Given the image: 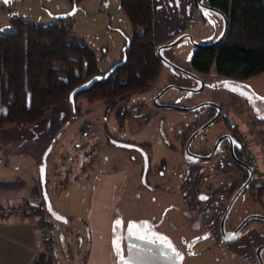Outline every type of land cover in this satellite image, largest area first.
<instances>
[{
  "label": "rangeland",
  "instance_id": "374dc122",
  "mask_svg": "<svg viewBox=\"0 0 264 264\" xmlns=\"http://www.w3.org/2000/svg\"><path fill=\"white\" fill-rule=\"evenodd\" d=\"M193 5V0H153L156 48L168 45L172 34L177 35L181 31L189 34L191 39L184 38L173 46L165 47L162 54L189 71L190 75L163 64L161 74L151 88L131 95L121 102V106L148 102L156 90L166 87L169 88L161 101L188 108L210 100L228 99L227 92L219 89L227 78L217 76L214 66L208 75L197 71L190 57L195 44H212L220 37L224 28L223 18L212 10L200 12L197 8L202 19L198 24V20L194 22L192 18ZM69 13L71 5L68 0H0V31L8 26L13 16L48 24ZM71 21L76 39L94 49L101 69L122 60L124 33L130 36L131 26L120 0H84L73 11ZM199 79L205 82L200 91ZM239 84L249 96L237 98L236 106L232 103L231 106H222L223 114L229 124L238 125L237 132L246 140L247 158H252L259 173L264 175V121L257 122L264 120V73ZM207 112L206 107L198 112H167L164 118H152L145 125L146 116L136 123H131L132 119L128 118L121 120L114 109L109 111L102 102L89 104L83 98L66 101L51 107L46 116L35 124L10 125L0 129V166L13 161L17 166L22 164L15 174L22 177L35 174L37 186L41 188L40 167L45 165L44 188L54 212L65 219L61 221L47 211L43 213L46 228L53 237L57 264H85L90 249V196L98 183L104 184L100 181L104 175H116L115 190L120 187V191L116 190V197L112 196L110 212L102 217V224L108 218L104 228L111 233L107 239L110 240L111 264H253L238 256L233 244L217 240L213 229L203 227L198 210L187 209L182 200L179 175L184 163L191 162L183 159L179 151L175 156L180 159V165L172 157L174 153L168 149L171 148L170 143L176 141L172 132L181 135ZM226 125L224 117L211 124L198 136L195 147L198 144L210 146L227 128ZM129 139L140 142L147 155L146 182L141 157L114 144V141ZM35 150L37 156L34 155ZM165 160L168 162L164 163ZM215 162L216 159L202 160L194 164L204 169ZM213 178L218 181V178ZM119 180L121 183L118 185ZM230 182L233 181L228 179L224 185ZM145 184L153 186L154 192L149 193ZM202 189L206 190L200 185L199 191ZM125 190L133 195L128 205L125 204ZM140 190H143V196L136 200V191ZM170 194L174 205L167 198ZM255 195L251 188L236 199L227 216V227L263 210ZM156 197L158 199L154 201ZM108 201L107 198L101 206L108 208ZM167 207L177 213L178 219L168 222L176 223L174 231L157 227L159 221L168 220L165 212L160 213ZM180 218L185 220L187 227H184L186 224H178ZM117 221H120L119 227L116 226ZM129 225L133 227L129 228ZM188 227L197 229L198 233ZM250 228L262 231L264 222L253 220L245 230Z\"/></svg>",
  "mask_w": 264,
  "mask_h": 264
},
{
  "label": "trees",
  "instance_id": "16d2710c",
  "mask_svg": "<svg viewBox=\"0 0 264 264\" xmlns=\"http://www.w3.org/2000/svg\"><path fill=\"white\" fill-rule=\"evenodd\" d=\"M68 1L71 13L53 23L13 16L0 31V129L35 124L51 107L79 98L89 104L105 103L110 109L149 90L159 78L164 63L154 43L153 0H120L131 35L124 33L122 60L107 69H101L94 49L76 39L71 18L84 0ZM193 1L197 6L198 0ZM203 4L223 13L228 29L219 45L193 52V67L208 72L214 66L219 76L236 80L264 73V0H204ZM93 78L97 79L84 86ZM29 192L42 196V186ZM30 201L21 204L24 214L41 217L47 211L46 205L41 211ZM56 262L53 252L42 251L33 264Z\"/></svg>",
  "mask_w": 264,
  "mask_h": 264
},
{
  "label": "flooded vegetation",
  "instance_id": "af4514ba",
  "mask_svg": "<svg viewBox=\"0 0 264 264\" xmlns=\"http://www.w3.org/2000/svg\"><path fill=\"white\" fill-rule=\"evenodd\" d=\"M206 5V4H205ZM204 9V8H203ZM218 14V13H217ZM220 15V14H219ZM223 18V17H222ZM224 21V20H223ZM186 34L183 31L179 32V34H172L170 36V41H174L178 36ZM170 42V43H171ZM195 46V45H194ZM198 49L197 46H195L194 51ZM158 54V53H157ZM193 54V53H192ZM192 54L190 57L192 58ZM159 56V55H158ZM167 58V57H165ZM168 59V58H167ZM171 63L174 64V62L170 59H168ZM192 63V61H191ZM175 65V64H174ZM177 66V65H176ZM193 66V65H192ZM179 67V66H177ZM181 68V67H179ZM194 68V67H193ZM184 70L183 68H181ZM195 69V68H194ZM177 70V69H176ZM211 70V69H210ZM203 72L208 75L210 72ZM181 73H184L186 75H190L189 71L184 70L180 71L177 70ZM198 71V70H197ZM201 72V71H200ZM214 72L215 68H214ZM217 74V73H216ZM213 76V74L211 75ZM217 76H219L217 74ZM221 77V76H220ZM244 81V80H236V79H228L222 84V87L219 88L221 89L220 92L223 90L226 91L228 95V99H221L219 101H208L204 103L203 105H196L194 107H185L183 105H174L172 103H167L161 101V98L167 91L169 87H166L164 89H158L156 92L150 97L151 99L146 101H140L136 104H132L131 106H121V102L114 107L110 108L109 111H113L115 115L123 120V119H132L131 123H136L139 122L138 120H144V117L146 116V122L149 123V120L155 117L164 118V114L167 112H185V111H194L198 112L202 108H208V112L206 115L202 117V119L194 124L192 127H189L186 131L181 133V135H176L175 132H172V135H174L176 140L173 143H170V147L168 148L170 150V153L173 155L172 157L179 163L180 165V159L175 156V153L179 151L182 154L183 159H186L187 161L191 163H184V167L182 172L180 173V185L183 183V177L186 171V165L189 164L193 167H199L195 165L194 163H197L199 161H206V160H213L216 159V162L210 167H199L200 170L203 172V175L201 179L195 182L193 187L190 189V196L192 201L194 202V207L196 210H198L201 206L205 205V203L211 201V205L214 207H219L222 209L221 211V216L218 219L217 223H215V238L219 240L220 242H225V243H231L234 246V251L238 256L242 257L245 261L250 262V263H256V264H264V230L260 231L256 228H250L248 230H245L246 227L249 225V223L253 220H258L264 222L262 219H256V218H251L248 220L239 230H238V235L233 241H226L223 238L222 232H221V219L227 209V207L230 204V201L232 197L236 194V192L241 188L243 184L248 180L249 177V171L252 172L251 180L248 186H246L236 199L246 193L249 189L253 188L255 191V199L257 202H259V206H263V210L258 212V213H251L252 214H259L264 216V175L259 173V168L257 164H253L250 162L246 156V151H247V146H246V140L242 135H240L237 130H238V125L237 124H229L226 115L223 114L222 106L227 107V105H230L231 103L234 104V106L237 105L236 99L240 98L243 99V97H248L249 93L247 90L242 88V86L239 84V82ZM199 89L198 91L202 90L204 87V80L199 79ZM234 86L240 87L244 89L247 93H242L234 88ZM193 91V90H190ZM246 101V100H245ZM164 106H170V107H175V108H164ZM231 106V105H230ZM194 108V109H191ZM108 109V108H107ZM191 109V110H188ZM218 117L212 121L210 124H208L205 128H203L201 131H199L200 128H202L205 124L209 123L213 118L218 114ZM225 118V123L227 124V128H225L224 131H222L216 139L213 141V143L208 146V147H201L200 144L195 147V141L198 138L200 134H202L204 131L207 130V128L220 120L221 118ZM122 122V121H121ZM123 123V122H122ZM144 124V123H141ZM124 126V123H123ZM117 145L118 141H114ZM121 143L126 144L127 146H120L124 149H129L134 151L137 155L141 157L143 160V171L142 174L145 177V182H146V175L148 171V158L147 155L144 151V148L140 142H137L133 139L125 140L124 142L121 141ZM119 146V145H117ZM189 154H192L194 156H197L196 160H191L189 158ZM168 160H165L164 163H167ZM237 173L239 174L238 176ZM218 178V181L212 180V178ZM214 179V178H213ZM231 179L233 182L227 183L224 185V183L228 180ZM170 180V179H169ZM225 180V182H223ZM144 182V183H145ZM216 182V183H215ZM127 183V182H126ZM146 185V184H145ZM203 185L206 190L202 189V191H199V186ZM125 186V185H123ZM122 186V188H124ZM146 187L149 189V193H153V186H147ZM155 187V186H154ZM133 193V192H131ZM180 193H181V188H180ZM143 190L136 191V197H134L136 200H139L143 195ZM182 195V200L185 204V207H187V204L185 202V197ZM125 197L127 199L125 202H130L132 196L130 195V192L125 190ZM167 196V195H166ZM161 199L163 196H160ZM169 197V196H168ZM134 199V200H135ZM158 198L156 197L154 201H156ZM234 200V202L236 201ZM135 200V202H136ZM173 201V200H171ZM170 201V202H171ZM222 202L225 204L222 205ZM233 202V203H234ZM171 205H174L171 203ZM233 205V204H232ZM231 205V207H232ZM231 209V208H230ZM190 210V209H189ZM230 212V210H229ZM228 212V214H229ZM162 213V211L160 212ZM227 214V216H228ZM248 215V216H249ZM227 216L224 221V231L225 232H231L234 229H236L244 219L238 221L237 223L233 224L232 226L227 227L226 226V220ZM247 216V217H248ZM164 218V217H163ZM162 221L158 222V226Z\"/></svg>",
  "mask_w": 264,
  "mask_h": 264
},
{
  "label": "crops",
  "instance_id": "0c3cea01",
  "mask_svg": "<svg viewBox=\"0 0 264 264\" xmlns=\"http://www.w3.org/2000/svg\"><path fill=\"white\" fill-rule=\"evenodd\" d=\"M192 14L193 21L196 22L198 20L196 23L201 24V15L195 5L192 7ZM36 151L37 150H35L34 155L37 156L38 152L36 153ZM21 165L17 166L13 161L12 164L7 163L5 166H0V205L12 203L21 207L24 200L34 201L36 194L29 191L32 187L37 186V178L35 174L32 173L28 174V177L17 176L15 172L17 169H20ZM11 171L12 174H10ZM202 175L203 172L199 167H193L189 164L186 165V171L182 181L183 183L180 185V188L181 193L185 197L187 207L190 210H196L190 196V189L196 181L201 179ZM101 178L100 181L104 184L99 185L98 183L90 196L92 204L90 216L88 217V222H90V249L85 264H111L112 262V257L109 254L110 240H107L108 235L111 233L104 228V224L106 223L107 225L108 218H106L104 224H102V217L110 212L111 203L117 190H115V187L117 186L118 178L116 175H104ZM120 183L121 180H119L118 185ZM117 191H120V187ZM107 198L109 199L107 204L108 208L101 206L102 202H105ZM163 198L166 200L165 197ZM167 198L171 201V194ZM211 201L210 203L207 202L205 205L201 206L198 209V212L203 227L206 229H213L214 233L215 223H217L220 218L222 209L212 206ZM125 204L128 205L129 203L125 202ZM127 208L130 209L131 207L127 206ZM164 208H162V213L165 212V216L168 220L164 219L162 225L157 227L174 231V227L177 226L176 223L168 222L176 221V219H178L176 217L177 213H175V210L168 207L166 210ZM171 210L172 212H170ZM187 222L190 224L189 221ZM46 224V218L43 214L41 217L33 215L29 216L24 214L23 210L21 217H3L0 215V264H33V261L40 252H48L49 249V251L53 252L54 241L52 235V241L49 244L44 245L39 234V226H46ZM178 224L186 223L184 219L180 218ZM184 227H187V224ZM188 229H193L198 233L195 228L188 227Z\"/></svg>",
  "mask_w": 264,
  "mask_h": 264
},
{
  "label": "water",
  "instance_id": "95a60500",
  "mask_svg": "<svg viewBox=\"0 0 264 264\" xmlns=\"http://www.w3.org/2000/svg\"><path fill=\"white\" fill-rule=\"evenodd\" d=\"M203 1L204 0H198L197 1V7L199 9H209V10H212L218 14H220L222 17H223V20H224V28H223V31L220 35V37L215 41L213 42L212 44H207V45H200V44H195V46H197L198 48H203V47H215L217 45H219L222 40L224 39L225 35H226V32H227V29H228V19L223 15V13H221L218 9L216 8H213V7H209L205 4H203ZM66 16V15H64ZM184 38H188V39H191V36L189 34H182L180 36H178L174 41H172L171 43H169L168 45H165V46H162V47H159L157 48V53L161 59V61L164 63V64H167L171 67H173L174 69H177V70H180V71H183L185 72L184 70H182L181 68L177 67L176 65H174L173 63H171L167 58H165L162 54V50L165 48V47H170V46H173L175 45L176 43H178L179 41H181L182 39ZM99 78V77H97ZM97 78H93L92 80H90L88 83H86L84 86L92 83L93 81H95ZM234 88L242 93H247L244 89L240 88V87H237V86H234ZM70 100H72V95L70 96ZM164 108H175V107H170V106H164ZM196 108V107H194ZM194 108H191V109H194ZM191 109H188V110H191ZM219 113L216 114V116L213 118V120H211L209 123L205 124L202 128L199 129V131H201L203 128H205L208 124H210L212 121H214L217 117H218ZM117 145L119 146H127L126 144L124 143H121V142H118ZM189 158L191 160H196V158H198L197 156H194L192 154H189ZM45 176H46V171H45V165L43 164L41 167H40V180H41V185H42V196L45 200V205H46V208H47V211L56 219H59L61 221H65L64 218H62L60 215H58L57 213L54 212L52 206H51V203L49 201V198H48V195L46 193V190L44 188V183H45ZM251 176H252V172L249 171V177H248V180L245 182V184H243L241 186V188L236 192V194L232 197L231 201H230V204L229 206L227 207L222 219H221V232H222V235H223V238L224 240L226 241H233L237 235H238V230L248 221L250 220L251 218H256V219H262L264 220V216L262 215H259V214H252V215H249L248 217H246L243 222L236 228L234 229L233 231L231 232H225L224 231V221H225V218L231 208V205L233 204L234 200L236 199V197L238 196V194L240 193V191H242L246 186L249 185L250 183V180H251Z\"/></svg>",
  "mask_w": 264,
  "mask_h": 264
},
{
  "label": "built area",
  "instance_id": "2783aa9c",
  "mask_svg": "<svg viewBox=\"0 0 264 264\" xmlns=\"http://www.w3.org/2000/svg\"><path fill=\"white\" fill-rule=\"evenodd\" d=\"M248 160L252 162L253 164H256L252 158L249 157ZM34 202L38 205L41 211L45 210V205L43 204L42 196L36 195L34 197ZM0 215H2L3 217H9V216L21 217L22 209L19 205H16V204H12V203H6L4 205L2 204L0 205ZM39 234L41 236V241L43 242L44 245H47L50 243L51 235L49 234L45 225L39 226Z\"/></svg>",
  "mask_w": 264,
  "mask_h": 264
},
{
  "label": "snow or ice",
  "instance_id": "6c2138e0",
  "mask_svg": "<svg viewBox=\"0 0 264 264\" xmlns=\"http://www.w3.org/2000/svg\"><path fill=\"white\" fill-rule=\"evenodd\" d=\"M5 2H7V0H5ZM116 226H117V227L120 226V221H117V222H116ZM132 227H133V225H129V228H132ZM141 238H143V237H141Z\"/></svg>",
  "mask_w": 264,
  "mask_h": 264
}]
</instances>
